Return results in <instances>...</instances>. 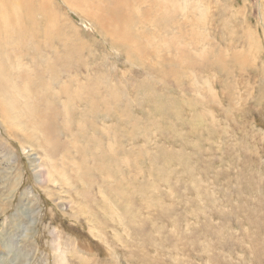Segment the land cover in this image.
Instances as JSON below:
<instances>
[{"label": "rangeland", "instance_id": "obj_1", "mask_svg": "<svg viewBox=\"0 0 264 264\" xmlns=\"http://www.w3.org/2000/svg\"><path fill=\"white\" fill-rule=\"evenodd\" d=\"M51 1L49 48L90 92L58 98L45 132L20 123L23 94L18 123L0 115V264H264V0H187L131 48Z\"/></svg>", "mask_w": 264, "mask_h": 264}, {"label": "bare ground", "instance_id": "obj_2", "mask_svg": "<svg viewBox=\"0 0 264 264\" xmlns=\"http://www.w3.org/2000/svg\"><path fill=\"white\" fill-rule=\"evenodd\" d=\"M62 1L71 11L84 13L87 19L96 25L103 37L109 38L110 42L130 48L137 46V39H143L138 28L146 24L147 18H155L152 21L155 26L159 21L157 16H161L163 13L172 23H175L174 26L182 24L179 18L183 17V22L186 19L184 7L187 5V0H162V3H159L158 0H151V7L144 10L140 8L144 0ZM54 5L51 0H0V115L3 118V123H6L5 125L8 124V121H10L9 123L14 121L18 123L17 113L24 107L17 106V95H24L22 101L27 109L25 116L20 118V123L22 122L25 127L33 126L38 132H41L44 131L45 116L47 115V120L54 117L53 106L58 98L65 97L64 102L67 107V103L74 96H81L82 92H90V90L87 92V88L91 78L86 77L83 81L75 79L69 73L66 64L57 66L59 65L57 62L60 63L61 58L68 57H61L62 54L54 56L56 50L49 48L52 41L62 44L61 32L65 25L63 24L65 19ZM34 13L39 15L44 22L39 28L32 20ZM61 19L63 22L60 21ZM65 50L67 51L68 48ZM46 51L52 54V60L51 57H46ZM239 55V53L233 52L229 61L233 65L238 63ZM247 55L245 53V56ZM218 57L219 62L225 63L221 51H219ZM15 58L32 61L34 71L22 68L16 71L9 70L8 64L12 65ZM41 59L45 60L46 68L38 66ZM56 68L58 69L57 74L44 81V77ZM219 68L225 70V67ZM12 71L18 72V77L14 78V82L9 78ZM33 72L34 76L32 77L30 74ZM63 76L64 80L61 79ZM37 86L41 89L44 87V92H38ZM55 87H57L56 91L53 90ZM73 87H75L74 90ZM30 94L34 98L33 101L30 100ZM37 107L39 110L44 109L47 112L39 111ZM14 116V119H10ZM100 170L103 171V168ZM97 226L99 229H104V226L102 227L99 223ZM57 251H60L58 246ZM59 259L60 261H57L56 264L65 263L62 253H60Z\"/></svg>", "mask_w": 264, "mask_h": 264}]
</instances>
